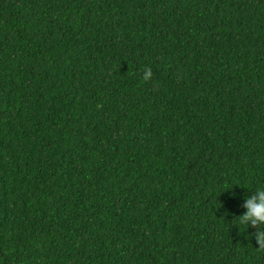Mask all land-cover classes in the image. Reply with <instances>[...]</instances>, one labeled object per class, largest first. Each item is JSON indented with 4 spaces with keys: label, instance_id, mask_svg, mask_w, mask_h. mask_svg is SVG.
I'll return each mask as SVG.
<instances>
[{
    "label": "trees",
    "instance_id": "16d2710c",
    "mask_svg": "<svg viewBox=\"0 0 264 264\" xmlns=\"http://www.w3.org/2000/svg\"><path fill=\"white\" fill-rule=\"evenodd\" d=\"M258 188L264 0H0V264H264Z\"/></svg>",
    "mask_w": 264,
    "mask_h": 264
},
{
    "label": "clouds",
    "instance_id": "9594fccd",
    "mask_svg": "<svg viewBox=\"0 0 264 264\" xmlns=\"http://www.w3.org/2000/svg\"><path fill=\"white\" fill-rule=\"evenodd\" d=\"M152 75L151 69L146 68L144 72V79H150ZM247 210L239 215V225H245L247 228L251 225L257 228L253 234L258 241L259 248L264 249V188H258L253 194L246 197V203L243 205Z\"/></svg>",
    "mask_w": 264,
    "mask_h": 264
}]
</instances>
